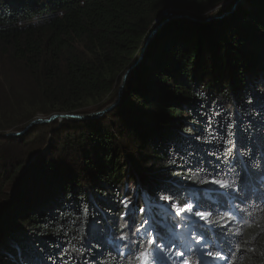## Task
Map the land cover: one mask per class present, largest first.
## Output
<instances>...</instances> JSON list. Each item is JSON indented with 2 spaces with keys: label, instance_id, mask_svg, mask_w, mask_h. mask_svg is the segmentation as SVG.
I'll list each match as a JSON object with an SVG mask.
<instances>
[{
  "label": "trees",
  "instance_id": "obj_1",
  "mask_svg": "<svg viewBox=\"0 0 264 264\" xmlns=\"http://www.w3.org/2000/svg\"><path fill=\"white\" fill-rule=\"evenodd\" d=\"M230 1L0 0V201L8 199L0 207V264H130L116 240L125 225L139 226L118 216L125 178L135 181L134 170L150 199L170 194L178 179L171 173L184 171L177 164L215 161L207 153L218 145L195 139H203L210 116L218 133L237 121L238 141L242 127L257 131L240 141L246 148L229 165L242 178L238 193L189 185V194L206 191L215 211L238 217L234 264H264V0H243L209 21L169 19L129 73L116 107L26 129L37 117L113 104L163 13L204 20ZM18 181L8 198L6 188ZM236 206L252 215L240 220ZM210 219L206 243L219 251L212 242L224 220ZM70 244L83 255H63Z\"/></svg>",
  "mask_w": 264,
  "mask_h": 264
},
{
  "label": "snow or ice",
  "instance_id": "obj_2",
  "mask_svg": "<svg viewBox=\"0 0 264 264\" xmlns=\"http://www.w3.org/2000/svg\"><path fill=\"white\" fill-rule=\"evenodd\" d=\"M214 114L220 115L219 112H214ZM237 126V121L230 120L223 126L222 133H218L213 127V117L210 116L203 139L199 135H196L195 139L204 144L215 143L218 145L216 151L207 153L208 156L215 157V161H206L203 156H200L193 164H187V162L183 165L177 164L176 166L183 167L184 171L171 173L178 179L172 188L166 190L170 194H158L156 196L157 200L167 202V206L174 211L176 219L173 226L191 224L193 236H196L195 230L200 231L201 235L196 239L197 244L201 243L205 231L214 230L212 228L213 220L210 218L217 216L224 220L223 224L215 225L219 244L215 241L212 242V247H220L221 250L204 249L201 259L197 261V264H209L210 261H224L225 264H234L230 256L238 250L232 246V241L242 240V234L231 228L232 223L238 219L232 211H227L226 215L215 211L210 198H206V191L200 195L189 194V185H213L223 190L221 192L222 196L232 195L241 190L242 178L235 172V168L229 165L235 161V154L239 153L241 148H246V145L240 141L257 130L254 125L242 127L241 130L244 136L240 137V141H238ZM258 132L260 135H264V127L259 128ZM191 155H195V153ZM172 164H175V161H172ZM205 164L211 167V172L207 171L204 167ZM169 167L171 168V164ZM212 190L214 191L215 189ZM182 199L187 202L181 203ZM116 202L124 209V211L118 213L120 220L127 219L131 224H139L138 227L125 225L127 231H122L119 237L116 238L118 254H122L119 247L122 245L128 250L125 258H131L130 264L133 261L135 264H175L180 258H184L182 264H192V261L186 258L185 252L177 251L179 246L175 240L166 245L167 233L163 232V230L157 232L159 228V213H157L154 221L148 219L140 220L137 216L133 215V209L135 208L142 215L145 213L143 207H136V204L129 197L118 199ZM157 207L159 208V205ZM236 211L244 214L239 217L240 220H243L244 216L252 215L246 209L239 208L238 206H236ZM201 221H203V224L200 223ZM75 222L73 221V223ZM76 238L73 237V239ZM80 239H83V236H80ZM73 252L83 255L82 249H78L71 244L63 255L71 257ZM108 255L110 256L111 253L109 252Z\"/></svg>",
  "mask_w": 264,
  "mask_h": 264
},
{
  "label": "rangeland",
  "instance_id": "obj_3",
  "mask_svg": "<svg viewBox=\"0 0 264 264\" xmlns=\"http://www.w3.org/2000/svg\"><path fill=\"white\" fill-rule=\"evenodd\" d=\"M243 2V0H240V2H239V4H241ZM225 11H227V10H224V9H222V10H218L217 8H214V9H212L211 10V12H212V14L214 15V14H219L220 12H225ZM182 14H185V15H189V14H186V13H182ZM174 15H177V14H174ZM174 15H171V14H169L168 12L167 13H163L162 14V17L161 18H159V23H161L162 21H164L165 19H171V18H173L172 16H174ZM189 16H191V15H189ZM187 18V17H186ZM168 21V20H167ZM159 25V24H158ZM157 25V26H158ZM157 26H155V27H157ZM155 27H153V29L155 28ZM152 29V30H153ZM151 30V31H152ZM152 41V40H151ZM151 41H150V43H151ZM149 43V44H150ZM149 44H148V46H149ZM147 46V47H148ZM147 47H146V49L144 50V53H143V55H142V57L140 58V60H139V58L136 60V61H138L137 62V64L135 65V67L133 68V69H135L142 61H143V59H145L146 58V50H147ZM140 55V54H139ZM139 55H138V57H139ZM132 69V70H133ZM3 79L0 77V82L2 81ZM122 82V81H121ZM121 82H119L118 83V85L116 86V88H115V94L117 95V92H119V87H120V85H121ZM126 83H127V81H126ZM3 84V83H2ZM126 86V85H125ZM117 97H118V95L116 96V98H115V101H116V99H117ZM121 100V99H120ZM120 102V101H119ZM119 104V103H118ZM117 104V105H118ZM116 105V106H117ZM115 106V107H116ZM71 113H73V114H79V113H77V112H71ZM81 114V113H80ZM5 135H10V136H12L11 135V132H7ZM48 147V146H47ZM45 148V150H46V153H48L49 152V150H48V148ZM130 170V166L129 167H127L126 168V171H129ZM133 170V169H132ZM133 175H134V180L135 181H132V180H130V179H127V177L125 178V184H126V189H127V196L126 197H129V198H131L132 199V201H133V203L135 202V204L137 203L138 204V206L137 207H143L144 209H145V213L144 214H142V217H141V219L140 220H143V219H148V220H150V221H154L155 220V218L157 217V213H159V224H160V221L162 220V216L163 217H166L167 219H169V225H173V223H171L170 222V218H176L175 217V213H174V211L172 210V209H170L168 206H167V202H164V201H159V200H157L156 198H154V199H150L151 198V196L149 195L148 196V193L144 190V188L142 187V185H141V181H140V178L137 176L138 174H135V172H134V170H133ZM127 175H129V173L127 172ZM13 188L14 187H10V188H6V193H7V195L9 196L8 198H12L15 194H16V192H17V190H18V187L16 188V190L15 191H12L13 190ZM123 198H125V197H123ZM122 198V199H123ZM6 202H8V199L7 198H5V197H3V200L2 201H0V207L1 206H3ZM144 204H145V207H144ZM157 205H159V208L157 207ZM162 214V215H161ZM135 216H137V214L135 213L134 214ZM162 223L164 224L165 223V220L164 221H162ZM161 226V225H160ZM188 232V233H187ZM184 234H190V231H182V233L180 234L183 238H184ZM171 236H173V235H171ZM192 236L190 235V238H191ZM214 237L217 239V244H219V239H218V237H217V232L215 233V235H214ZM170 238V237H169ZM185 240H187V238H185ZM196 242L194 241V239H192V240H190L189 241V243H187V244H189V247H191L192 246V244H195ZM191 244V245H190ZM204 244V243H203ZM194 247V246H193ZM192 248V247H191ZM218 249L220 248V247H217ZM166 251H167V248H166ZM180 251V250H179ZM216 263L215 264H217V261H215ZM180 263H182V261H176L175 262V264H180Z\"/></svg>",
  "mask_w": 264,
  "mask_h": 264
},
{
  "label": "water",
  "instance_id": "obj_4",
  "mask_svg": "<svg viewBox=\"0 0 264 264\" xmlns=\"http://www.w3.org/2000/svg\"><path fill=\"white\" fill-rule=\"evenodd\" d=\"M239 2L240 0H231L230 3L228 4V7L227 8H224V10H227L225 12H220L219 14H214L206 19H198L196 18L195 16L191 15H185V14H177V15H174L172 16L173 18L174 17H187V18H190V19H193V20H198V21H209V20H212V19H215V18H220L224 15H226L228 11H231V10H234L238 5H239ZM169 20V19H165L164 21H162L161 23H159V25L157 27H155L151 32L150 34L148 35L143 47H142V50H141V53L139 55V60L140 58L142 57L143 53H144V50L146 49V47L148 46V44L150 43V41L153 39L154 35L157 33V31L163 26V24H165V22ZM138 61H136L132 66L129 67V69L125 72V74L123 75V79H122V82H121V85L119 87V92H118V97L116 99V101L111 104L110 106L102 109L101 111H96V112H91V113H86V114H73V113H57V114H54L48 118H43V117H37L35 118L31 123L30 125L26 128L28 129L30 126L34 125V124H42V123H46V122H50V121H53L55 119H70V120H86V119H93V118H96L102 114H104L105 112H107L108 110L112 109L113 107H115L120 99L122 98V95H123V92H124V89H125V85H126V81H127V78H128V75L129 73L132 71V69L135 67V65L137 64ZM14 134H18L20 135L21 132H17V133H11V135H14ZM19 181L16 183V185L14 186L13 190L12 191H15L16 188L18 187V184Z\"/></svg>",
  "mask_w": 264,
  "mask_h": 264
},
{
  "label": "bare ground",
  "instance_id": "obj_5",
  "mask_svg": "<svg viewBox=\"0 0 264 264\" xmlns=\"http://www.w3.org/2000/svg\"><path fill=\"white\" fill-rule=\"evenodd\" d=\"M162 215V214H161ZM176 218H172V222L175 221ZM165 220V223L163 224L162 221ZM169 219L162 216V220L160 221L159 228L157 229V232H163L167 233V238L165 240V244H169L171 241L175 240L176 244L179 246L177 248V251H183L186 253V258L192 261V264H197V261L201 259V255L204 249H212L210 248L206 243V232L203 233V239L201 240L200 244H197L196 239L201 235L199 230L196 231V236H193L192 234V225H184V226H173L168 224ZM202 224V221L200 222ZM161 225V226H160ZM190 231V234H184V238L180 235L182 231ZM213 232V231H210ZM188 233V232H187ZM163 234V233H161ZM173 235V236H171ZM190 235L192 236L190 238ZM170 237V238H169ZM187 238V240H185ZM194 239L196 242L195 244H192V248L189 247V241ZM204 243V244H203ZM191 245V244H190ZM194 246V247H193ZM213 251H218L216 248L212 249ZM184 258H181L179 261H182ZM195 261V263H194ZM215 261H210L209 264H215ZM217 264H225L224 261H217Z\"/></svg>",
  "mask_w": 264,
  "mask_h": 264
}]
</instances>
